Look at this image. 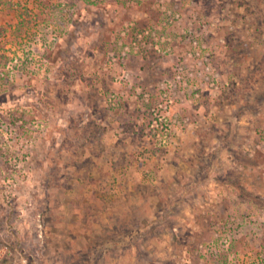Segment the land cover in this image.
I'll use <instances>...</instances> for the list:
<instances>
[{"label":"rangeland","instance_id":"1","mask_svg":"<svg viewBox=\"0 0 264 264\" xmlns=\"http://www.w3.org/2000/svg\"><path fill=\"white\" fill-rule=\"evenodd\" d=\"M1 264H264V0H0Z\"/></svg>","mask_w":264,"mask_h":264},{"label":"built area","instance_id":"2","mask_svg":"<svg viewBox=\"0 0 264 264\" xmlns=\"http://www.w3.org/2000/svg\"><path fill=\"white\" fill-rule=\"evenodd\" d=\"M6 254V248L4 246H0V264Z\"/></svg>","mask_w":264,"mask_h":264}]
</instances>
